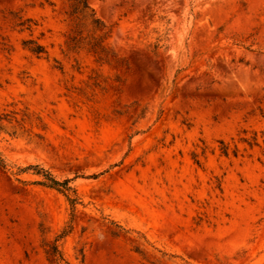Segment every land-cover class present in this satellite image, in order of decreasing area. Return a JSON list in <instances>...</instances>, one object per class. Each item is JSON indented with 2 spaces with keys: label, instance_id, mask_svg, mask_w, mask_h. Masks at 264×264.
<instances>
[{
  "label": "rangeland",
  "instance_id": "374dc122",
  "mask_svg": "<svg viewBox=\"0 0 264 264\" xmlns=\"http://www.w3.org/2000/svg\"><path fill=\"white\" fill-rule=\"evenodd\" d=\"M87 2L0 0V264H264V0Z\"/></svg>",
  "mask_w": 264,
  "mask_h": 264
},
{
  "label": "trees",
  "instance_id": "16d2710c",
  "mask_svg": "<svg viewBox=\"0 0 264 264\" xmlns=\"http://www.w3.org/2000/svg\"><path fill=\"white\" fill-rule=\"evenodd\" d=\"M73 1H74V4H73L74 10H76V11L79 10L81 12L90 10L91 13L89 15H90L91 21L95 27H98L99 25L102 24L101 21L95 17V13L90 8V6L88 5L87 0H73ZM73 13H75V12H73ZM27 44L30 45L29 50L31 52L35 53L36 55L40 56V55L46 54V50H45L44 46L37 44L36 42L31 41V40L28 41ZM98 53H99V55L100 54L102 55L103 49L100 50V48H99ZM0 166H5V163H4L3 159H1V158H0ZM28 170H33L36 175L42 177L43 182H41V183L43 186L53 188V189L59 191L60 193H62L64 195L65 199L67 200V202L70 204L72 210H73L74 200H72V196L75 195V191L71 187L68 186L69 180H64V181L60 182V181L56 180L49 172L43 170L42 168H39V166H36V165L35 166H28L26 168L21 169L20 171L24 172V171H28ZM67 232H68L67 230L66 231L64 230L59 235V237L62 238L63 236H66ZM56 254H57V260L60 263L62 258L60 256V253L55 249V255Z\"/></svg>",
  "mask_w": 264,
  "mask_h": 264
}]
</instances>
